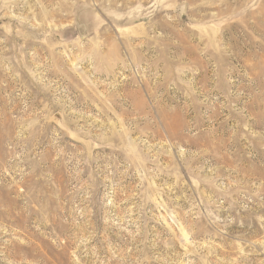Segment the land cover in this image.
<instances>
[{"label": "rangeland", "instance_id": "rangeland-1", "mask_svg": "<svg viewBox=\"0 0 264 264\" xmlns=\"http://www.w3.org/2000/svg\"><path fill=\"white\" fill-rule=\"evenodd\" d=\"M0 264H264V0H0Z\"/></svg>", "mask_w": 264, "mask_h": 264}, {"label": "water", "instance_id": "water-1", "mask_svg": "<svg viewBox=\"0 0 264 264\" xmlns=\"http://www.w3.org/2000/svg\"><path fill=\"white\" fill-rule=\"evenodd\" d=\"M79 32H80V34L83 36L84 35V29H83V27H80L79 28Z\"/></svg>", "mask_w": 264, "mask_h": 264}]
</instances>
